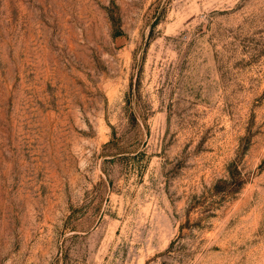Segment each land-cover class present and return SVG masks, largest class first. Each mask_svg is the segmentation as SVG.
Listing matches in <instances>:
<instances>
[{
  "label": "rangeland",
  "instance_id": "obj_1",
  "mask_svg": "<svg viewBox=\"0 0 264 264\" xmlns=\"http://www.w3.org/2000/svg\"><path fill=\"white\" fill-rule=\"evenodd\" d=\"M0 264H264V0H0Z\"/></svg>",
  "mask_w": 264,
  "mask_h": 264
}]
</instances>
